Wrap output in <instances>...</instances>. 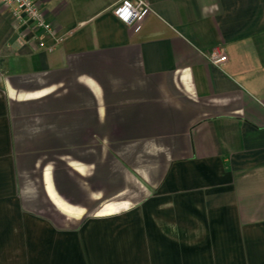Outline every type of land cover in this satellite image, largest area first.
Instances as JSON below:
<instances>
[{
	"label": "crops",
	"instance_id": "obj_1",
	"mask_svg": "<svg viewBox=\"0 0 264 264\" xmlns=\"http://www.w3.org/2000/svg\"><path fill=\"white\" fill-rule=\"evenodd\" d=\"M36 1L52 52L0 5V264H264V0Z\"/></svg>",
	"mask_w": 264,
	"mask_h": 264
},
{
	"label": "built area",
	"instance_id": "obj_2",
	"mask_svg": "<svg viewBox=\"0 0 264 264\" xmlns=\"http://www.w3.org/2000/svg\"><path fill=\"white\" fill-rule=\"evenodd\" d=\"M0 5L10 10L16 20L29 23L33 32H35V38L39 35H45L52 39L53 43L48 46L43 41H38L39 48L52 52L57 44H61L65 40V36H56L53 26L45 20L41 5L36 0H0ZM150 11V7L144 0H123L113 10V14L119 22L131 31L138 32L142 20ZM209 60L213 65L219 67L227 61V57L212 52L209 55Z\"/></svg>",
	"mask_w": 264,
	"mask_h": 264
}]
</instances>
